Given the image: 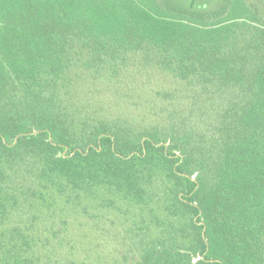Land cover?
Listing matches in <instances>:
<instances>
[{
  "label": "trees",
  "instance_id": "trees-1",
  "mask_svg": "<svg viewBox=\"0 0 264 264\" xmlns=\"http://www.w3.org/2000/svg\"><path fill=\"white\" fill-rule=\"evenodd\" d=\"M0 264H264V0H0Z\"/></svg>",
  "mask_w": 264,
  "mask_h": 264
},
{
  "label": "water",
  "instance_id": "water-1",
  "mask_svg": "<svg viewBox=\"0 0 264 264\" xmlns=\"http://www.w3.org/2000/svg\"><path fill=\"white\" fill-rule=\"evenodd\" d=\"M32 133H34V131H33ZM18 137H19V135L16 137L15 142L18 140ZM193 178H194V177H193Z\"/></svg>",
  "mask_w": 264,
  "mask_h": 264
}]
</instances>
